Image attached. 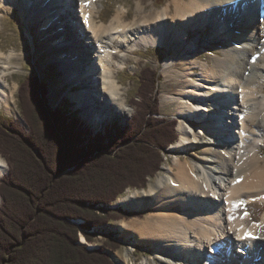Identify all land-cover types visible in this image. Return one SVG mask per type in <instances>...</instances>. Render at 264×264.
<instances>
[{
    "label": "bare ground",
    "instance_id": "6f19581e",
    "mask_svg": "<svg viewBox=\"0 0 264 264\" xmlns=\"http://www.w3.org/2000/svg\"><path fill=\"white\" fill-rule=\"evenodd\" d=\"M100 1L0 0V14L17 6L33 47L30 24L42 38L54 36L46 45L56 50L46 59L58 63L68 87L79 85L65 95L96 128L130 112L118 73L142 63L134 50H170L161 67L172 87L163 98L179 118V138L169 147L174 158L146 188L113 203L150 214L115 226L132 248L110 251L111 258L129 264L135 245H143L151 255L135 264H264V0H171L149 11L154 0H139L132 19L117 4L107 21L99 16ZM208 26V44L229 45L210 63L193 54ZM15 56L0 50V109L18 117L17 84L5 79ZM197 147L200 153H192ZM190 153L195 157L180 155ZM7 168L0 156V175Z\"/></svg>",
    "mask_w": 264,
    "mask_h": 264
},
{
    "label": "trees",
    "instance_id": "16d2710c",
    "mask_svg": "<svg viewBox=\"0 0 264 264\" xmlns=\"http://www.w3.org/2000/svg\"><path fill=\"white\" fill-rule=\"evenodd\" d=\"M157 80L155 69H142L131 119L97 132L51 107L36 72L19 83L23 123L0 120L8 165L0 178V264H115L106 249L118 250L121 240L110 235L90 249L94 229L137 215L109 206L126 189L145 188L177 141L176 121L158 117Z\"/></svg>",
    "mask_w": 264,
    "mask_h": 264
},
{
    "label": "rangeland",
    "instance_id": "374dc122",
    "mask_svg": "<svg viewBox=\"0 0 264 264\" xmlns=\"http://www.w3.org/2000/svg\"><path fill=\"white\" fill-rule=\"evenodd\" d=\"M138 1L139 0H101L99 16L103 21H107L113 14L115 6L117 4H122L128 10L127 19H132L137 14ZM169 1L171 0H154L153 5H147L145 10L149 11L153 8L155 10L157 9L161 10L163 6ZM170 10H171L170 12H172V6ZM29 26L32 30L31 32L35 35L36 47H33L29 42V38H28L29 35L26 34V30L28 29V23L26 22V20L24 21L22 19L19 13V8L17 6H14L9 14H0V50L4 53H8L11 50H15L17 54V56L12 58L13 68L10 69V71L7 73L5 79H8V82L11 85L16 83L17 89H18L19 83L29 73L36 72L48 86L47 98H48L50 106L53 108L59 107L63 111L68 112L70 115H76L79 119L83 120L88 126H90L96 132L97 130L96 126L92 125L88 120L82 119L80 110L79 109L76 110L77 107L75 106L76 105L75 102H73L68 96L65 95V92H67L68 88L72 89L73 91L77 90L76 86L71 85L70 87H68V83H63V79H62L63 72L61 71L58 63L49 62L46 59L53 51L56 50L54 45H50V44L46 45V40L50 39L51 41H53L54 36L50 35L47 37V39L42 38L37 32V24H30ZM211 32H212V29L208 26L206 34H204L203 32L200 33L199 42L197 43L198 47L195 50L196 52L193 53V54H196L199 60L208 61L209 63L211 62L210 58L212 55H215V54L221 55L222 54L221 50H225L229 47L227 40L225 39H223V41L221 40V41L209 42L208 44L207 41L211 40L210 39L211 34H212ZM197 35H198V29L192 32L190 31L188 32V38L190 39V41H195ZM176 50L177 52H180V50L178 49ZM169 52L170 50H167L164 47H154V48H148L146 50L144 49L134 50V55L136 54L135 56H138L142 60V63L140 65H137V69L132 70V71L127 65L124 69L120 70L118 73V80L124 86V89H125L124 98H125V101L128 103V106L130 107V112L124 120L117 116L105 120L104 124L102 125V128H104L107 124L112 123V121H114L115 119L119 121L122 127H124V125L131 119L136 109V106L134 107L131 101L133 99H136L139 101V96L137 95V91H138V79H139L140 71L144 69L145 67L150 66L151 68L156 70L157 77H158L155 89L152 92V96L153 97L156 96L157 101H158V107L160 110V114L158 117L167 119L168 121L175 120L176 121L175 122L176 131L178 134L177 139L179 138V132L177 130L179 118L174 115L175 107L173 104L167 103V101L164 100L163 98V95L165 93H169L172 91V87L169 86V84L165 81L166 77L163 75L162 67H161V61L167 56ZM186 53L189 54V52H186ZM130 64H136V63L132 62ZM197 72L199 71L197 68H195V73ZM17 89L15 91L14 97H15L17 110L19 112V116L15 117V116L9 115L5 113L3 109H0V120H16V121L23 123V119H22L21 112H20L19 100L17 97ZM195 122H196L195 123L196 125L200 124L198 121H195ZM197 126H201V125H197ZM169 147L167 148L165 152H163L164 160H163L162 165L160 166L159 171L156 173L154 177L148 178L147 184L150 181L154 180L156 176L161 173L162 166L164 165L168 166V164L174 158V154L169 150ZM191 151L192 153L194 152L195 154H199L200 148L197 147ZM192 153L186 154V155L185 154H180V155H182V157H186L190 159V158L195 157ZM262 154L264 155V147L262 148ZM7 170L8 168L6 169V171H4L2 175H0V178L4 174H6ZM134 190H140V189L128 188L126 189L124 194H127L128 192H132ZM109 207L110 208H121L122 210L136 212L137 215L130 218V220L132 219L134 221L144 220L150 214V210L148 209L128 210L121 206H115L113 204L112 205L110 204ZM261 210L262 209L257 210L258 215L260 214ZM121 220L122 219L117 220V221H111L105 226L95 228L94 231L96 233V237H95L94 242L87 243V241L85 240L86 243L88 244L87 245L88 248L91 249V248H96V247L101 246L110 235H112L113 238H117L121 240V243H122L119 249L116 250L115 252L121 254L125 249L132 248L130 244V240L126 239L123 235H121L120 231L115 229V226ZM76 223H79V221H76ZM81 236H83V234L79 233V241H81ZM134 248H135L134 257H133V260L129 262V264H135L138 261L140 262L145 257H148L151 255V252L149 251V249L147 247H143V245L141 246L135 245ZM106 251L110 255L109 253L110 250L106 249Z\"/></svg>",
    "mask_w": 264,
    "mask_h": 264
},
{
    "label": "snow or ice",
    "instance_id": "6c2138e0",
    "mask_svg": "<svg viewBox=\"0 0 264 264\" xmlns=\"http://www.w3.org/2000/svg\"><path fill=\"white\" fill-rule=\"evenodd\" d=\"M237 183H239V181H237ZM244 238L247 239V238H254V237H251V236H247L246 235Z\"/></svg>",
    "mask_w": 264,
    "mask_h": 264
}]
</instances>
